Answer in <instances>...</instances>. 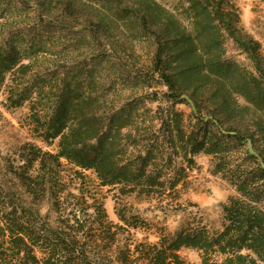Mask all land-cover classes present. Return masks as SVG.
<instances>
[{
  "label": "trees",
  "instance_id": "1",
  "mask_svg": "<svg viewBox=\"0 0 264 264\" xmlns=\"http://www.w3.org/2000/svg\"><path fill=\"white\" fill-rule=\"evenodd\" d=\"M57 2L70 20L83 10L94 14L103 31L114 22L107 3L132 15L154 39L153 78L171 105L153 110L131 97L108 108L105 95L95 93L96 81L53 78L55 69L23 47L1 44L0 90L7 89L11 108L29 104L34 132L45 143L58 141V151L26 143L20 163L0 169V264H188L182 248L200 250L201 264H264V57L260 42L237 27L232 0H188V25L154 0ZM225 35L248 56L252 71L224 59ZM153 94L152 102L160 91ZM141 103L154 113L148 125L139 120ZM178 104L190 107L191 125ZM147 134L162 141L167 166L159 167L155 138ZM199 153L212 157L215 173L237 192L213 233L187 225L156 243L137 241L130 228L144 221L118 207L123 224L113 223L102 197L82 185L91 170L101 190L163 196L167 184L172 193L182 180L166 179L163 168L178 157L190 168ZM63 161L74 167L69 175L62 174Z\"/></svg>",
  "mask_w": 264,
  "mask_h": 264
},
{
  "label": "rangeland",
  "instance_id": "2",
  "mask_svg": "<svg viewBox=\"0 0 264 264\" xmlns=\"http://www.w3.org/2000/svg\"><path fill=\"white\" fill-rule=\"evenodd\" d=\"M57 1L0 0V45L10 41L23 47L31 57L38 58L40 64L55 69L53 78L67 75L74 79L96 81L95 93L105 95L108 108L120 105L131 97L142 98L144 104L153 110L161 104L165 107L171 105L162 95L166 88L156 77L153 78L154 39L132 15L118 13L113 3H107L105 13L112 15L114 22L109 30L103 31L95 26L97 16L86 10L81 11L77 19L63 17ZM154 1L184 24H190L188 0ZM43 3L46 8L42 9ZM232 3L239 15L237 27L260 42V52L264 57V0H232ZM49 11H52L51 14ZM223 44L224 59L236 62L246 70H253L248 56L236 47L230 37L225 35ZM154 91H160V94L158 100L152 102L150 99L154 98ZM240 102L243 103L242 98ZM137 108L139 120L148 125L154 113L145 110L143 103ZM175 108L185 113L187 125L193 123L188 105L178 104ZM33 128L29 104L11 108L7 102V89L3 87L0 90V156L3 159L0 169L20 163L19 151L26 143H33L44 152L58 151V141L51 144L43 142ZM146 136L149 139L152 137ZM154 138L152 148L162 168L166 165L167 154L162 158L166 148L162 141L157 142ZM194 161L195 164L187 168L185 161L178 157L173 167L163 168L166 179L176 175L182 178L177 191L170 193L167 184L168 192L163 196H124L113 187L101 190L97 176L91 170L84 171L86 178L82 180V185L86 191L102 197L108 218L113 223L123 224L116 214L118 207L128 216L138 215L144 221L138 228H130L137 241L156 243L162 235H174L187 225L206 227L213 233L222 228L223 205L237 192L221 174L215 173L210 155L196 154ZM63 164L62 174L69 175L74 167L66 161ZM180 167H184L185 172H178ZM48 211L45 205L43 214ZM180 254L188 264H201L198 249L182 248Z\"/></svg>",
  "mask_w": 264,
  "mask_h": 264
}]
</instances>
